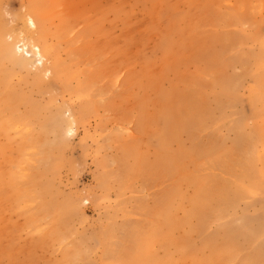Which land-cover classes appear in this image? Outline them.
I'll return each mask as SVG.
<instances>
[{"label":"rangeland","instance_id":"rangeland-1","mask_svg":"<svg viewBox=\"0 0 264 264\" xmlns=\"http://www.w3.org/2000/svg\"><path fill=\"white\" fill-rule=\"evenodd\" d=\"M33 5L45 84L0 71V264H264V0H0L7 39Z\"/></svg>","mask_w":264,"mask_h":264},{"label":"bare ground","instance_id":"bare-ground-1","mask_svg":"<svg viewBox=\"0 0 264 264\" xmlns=\"http://www.w3.org/2000/svg\"><path fill=\"white\" fill-rule=\"evenodd\" d=\"M21 20L24 24V29H20L16 34L13 33V35H9L8 39L3 35L0 29V71H7L9 77H11L13 75L12 73L15 71L32 73V83L37 87H41L45 84L44 78L47 76V71L42 69L44 67L43 51H46L50 55L48 51L49 46L46 45L44 41L45 38L41 35L43 26H45L43 25L41 10L33 5V7L22 16ZM261 61H264V57H256L255 62L261 64ZM52 62L56 64L54 58ZM3 66L5 67L3 68ZM5 74L6 72L4 75ZM0 78H2V76H0ZM3 78H5L6 81V77ZM5 81L3 84H5Z\"/></svg>","mask_w":264,"mask_h":264}]
</instances>
